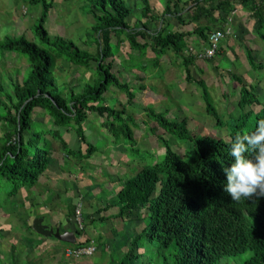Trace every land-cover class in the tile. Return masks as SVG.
Returning <instances> with one entry per match:
<instances>
[{
  "label": "trees",
  "instance_id": "16d2710c",
  "mask_svg": "<svg viewBox=\"0 0 264 264\" xmlns=\"http://www.w3.org/2000/svg\"><path fill=\"white\" fill-rule=\"evenodd\" d=\"M23 1L42 7L33 30L42 47L22 35L6 36L0 42V52L20 54L31 67L21 84L11 83V93L1 91L4 99L0 97V124L6 131L0 144V180L12 185L8 196L13 198L20 189L40 183L51 167L53 153L61 152L65 159L77 162H90L99 148L88 142L82 125L89 115L94 114L104 118L101 125L109 137V145L116 143L119 146L118 142L122 140L123 147L130 148L128 157L132 159L138 155L139 160L132 161L141 163L134 175L124 182L119 179L122 186L115 192L117 213L97 218L101 223L117 219L131 223L147 218L141 232L126 240L127 250L118 264L126 261L138 264L139 260L152 263L145 258L146 252L141 250L140 244H157L159 255L163 249L173 248L172 262L163 255L161 264H227L221 261L248 252L251 254L248 258L232 263L264 264V196L254 194L248 200L237 202L223 190L226 182L223 168L232 162L229 155L232 139L237 133L255 129L256 122L264 119V105L253 84L245 85L241 78L231 74L238 86L236 112L223 121L206 83L193 76L194 70L201 73L196 62L204 60H198L197 55L206 44L208 35L213 31L225 33L224 28L232 23V16L238 11L243 10L253 17L255 31L264 41V0H167L160 17L154 13L149 0H140L139 12L144 22L137 21L141 26L127 23L133 11L124 0H87L86 14L91 15L94 22L91 28L95 37L93 55L76 48L70 40L49 37L44 24L53 7L51 1ZM171 20L176 22V27L192 26V33L173 30L169 24ZM154 24L156 27L152 28ZM192 34L197 36L195 48L189 47ZM121 36L136 55L134 64L129 67L131 70L145 73L149 66L157 68L161 58L172 52L174 60L180 61L184 82L200 89L205 113L213 118L217 127L227 130L226 136L197 135L189 131L186 117L171 121L167 117L170 109L158 112L148 107L143 108L147 120L154 122L179 145L190 144V147L180 155L170 140L159 137L164 149L161 160L140 150L134 130L140 129V125H149L147 121H137L129 115L126 106H132L135 93L145 91L146 87L132 88L112 72L115 54L123 42ZM245 57L252 70L256 66L262 67L256 65L258 62L248 47H245ZM62 58L78 68L89 69L91 63L95 64V79L92 83L85 82L81 93L69 88V96L64 97L57 91L53 72L55 60ZM215 69L221 70L220 65H215ZM226 72L230 75L231 71ZM112 89L114 93L125 95L126 105L110 107L105 104L106 94ZM252 107L260 109L255 111ZM36 109L45 113L50 126L42 127L34 121ZM149 130L154 132L153 128ZM68 136L79 141L77 150L69 147ZM120 150H123L122 145ZM152 157L157 161H151ZM120 159L121 156L118 161ZM116 166L119 167L120 162ZM77 207L78 203L69 205L70 215H76ZM110 207L105 204L103 210ZM74 235L76 247L93 241L82 239L78 229Z\"/></svg>",
  "mask_w": 264,
  "mask_h": 264
},
{
  "label": "rangeland",
  "instance_id": "374dc122",
  "mask_svg": "<svg viewBox=\"0 0 264 264\" xmlns=\"http://www.w3.org/2000/svg\"><path fill=\"white\" fill-rule=\"evenodd\" d=\"M48 1L53 3L48 19L44 24L49 37L52 40L65 38L72 41L76 48L85 50L91 55L95 54V37L91 31L94 22L91 15L86 14L87 0ZM149 1L152 2L154 13L160 17L167 0ZM124 2L133 11V15L127 18V23L131 26H141L137 21L143 20L139 12L140 0H124ZM180 6H183V2ZM41 11L40 4L31 5L23 0H0V42L6 36L18 37L22 35L28 41L42 47L33 32ZM231 21L232 23L230 22L231 24L229 23L224 28L225 37L215 59L196 62L201 73L193 71L195 79H202L206 83L215 108L223 121H226L230 114L236 112L238 94L236 89L238 86L231 74L241 78L245 85L253 84L257 97L264 105V41L259 39L254 28L255 20L249 13H236L232 16ZM169 24L173 26V30L192 33V26L176 27L174 20L169 21ZM155 27V24L152 25V28ZM121 39L123 42L120 43L119 51L115 54L112 72L121 82L128 83L132 88L146 87L145 91L135 93L136 98L133 100L132 106H126L129 115H132L137 121L145 120L149 125L148 127L140 125V129L134 130L140 150L146 151L152 156L156 155V159L161 160L164 156V149L159 143V137L170 140L173 149L180 155L190 147V144L179 145L173 137L165 134L154 122L147 120L143 108L148 107H152L158 112L170 109L167 117L171 121H179L186 117L189 131L197 135L226 136L227 130L217 127L213 118L205 113L204 104L200 101V89L184 82V75L179 69L180 61L174 60L172 52H167L161 58L157 68L149 66L145 73L131 70L129 67L134 64L136 55L130 50L125 37L121 36ZM196 39L197 36L192 34L189 39V47L195 48L194 41ZM112 45L116 47L115 42H112ZM245 47L252 51L258 62L256 65L262 66L260 69L256 66L252 70L248 65ZM148 55L153 57L150 51H148ZM221 59L222 61H220ZM217 64L220 65L221 70L215 69ZM30 70L29 62L24 56L17 53L0 52V97L4 99L1 91L11 93V83L14 81L21 84L27 78ZM227 70L231 71L229 72L230 75L227 74L228 72L225 73ZM53 76L56 79L57 91L62 96L68 97L69 88H73L76 93H81L85 82H93L95 64L91 63V67L85 69L67 63L64 58L57 59L55 60ZM111 91L106 94L105 104L110 107L126 105L127 99L124 94L114 93L115 90L113 89ZM223 93L226 95L223 96ZM252 108L255 111L260 109L259 107ZM33 117L34 121L40 123L42 127L50 126L51 122L47 121V116L40 109L34 111ZM103 120L104 118L100 119L91 114L82 125L88 142L99 148L98 153L94 154L90 162L64 159L63 153H53L48 174H55L56 177L49 176L51 179L47 182L38 183L27 189L29 199L33 197L35 201H39V207L52 211L51 215H44L39 218V220H43L44 225L49 226L53 216L56 222L60 221L62 224V232L64 225L67 224L66 227H69L73 232L78 229L83 235V237L81 236L82 239L95 238V253L90 257L84 256L79 259L67 258L65 257V249L74 247L73 245L59 241L53 236L38 234L33 228L29 232L26 228L24 231L23 220L25 219L28 225H32L33 215L31 213H39L41 208L35 206L36 203L34 202L30 205H24L23 198L20 196L17 197L20 200L17 203V198L8 196L12 185L0 180V228L11 230V233L14 234L7 235V237L0 236V245L4 244V247L0 249V264H118L127 250V244L123 243L134 234L140 233L142 228L146 226L147 218H140V215L139 221L124 222L126 227L123 231H121V224L118 220L112 221L114 224L109 226L97 219L101 216H113L118 211L115 192L120 189L122 184L114 185L112 183L113 174L116 177L119 176V179L124 182L134 175L141 166V163L137 164L136 161H132V159L139 160L136 158L138 155L132 159L128 157L130 148L123 147L122 140L118 143L122 145L123 150H120V145L116 146V143L109 145V137L101 125ZM149 128H153L154 132H151ZM5 131L6 129L0 124V144ZM68 138L69 147L77 150L80 146L79 141L77 139L75 141L74 136H68ZM140 154L142 153L140 152ZM120 156L122 159L118 161ZM156 159L152 157L151 161ZM118 162H120L119 167L116 166ZM46 200L47 202H44ZM77 203L76 211L80 212L79 217L75 214L74 216L70 215L69 205H76ZM105 203L113 205L112 208L107 211L103 210ZM40 215L43 214L40 212ZM90 218L94 220H90ZM80 219L81 223L79 224L78 220ZM112 226L115 227L114 231ZM95 231H98L96 236ZM140 245L141 250L146 252L145 258L152 261L148 264H161L163 255L168 261L172 262L173 260L174 251L171 247L163 249L159 255L156 248L158 247L157 244H154V247L147 244ZM140 253L142 252L140 251ZM250 255L248 252L234 259H224L221 262L233 264L232 261H238L240 263ZM125 264H135V262L126 261ZM138 264L145 263L139 260Z\"/></svg>",
  "mask_w": 264,
  "mask_h": 264
},
{
  "label": "clouds",
  "instance_id": "9594fccd",
  "mask_svg": "<svg viewBox=\"0 0 264 264\" xmlns=\"http://www.w3.org/2000/svg\"><path fill=\"white\" fill-rule=\"evenodd\" d=\"M229 155L232 162L223 168L224 192L237 202L254 194L264 196V119L256 122L253 131L234 135Z\"/></svg>",
  "mask_w": 264,
  "mask_h": 264
},
{
  "label": "crops",
  "instance_id": "0c3cea01",
  "mask_svg": "<svg viewBox=\"0 0 264 264\" xmlns=\"http://www.w3.org/2000/svg\"><path fill=\"white\" fill-rule=\"evenodd\" d=\"M150 3H151V5H152V2L150 1ZM242 12L244 13V11L243 10H241V11H238L237 13L238 14H242ZM236 14V13H235ZM144 22V20H142L140 23L142 24ZM136 98V97H135ZM65 159V158H64ZM70 160H72V159H70ZM106 163V162H105ZM109 165V164H108ZM109 168H112L111 166H109ZM49 170V169H48ZM48 172L49 171H47V175H46V177L39 183V184H41L42 182H47V180H49V179H51L49 176H51V177H56V175L55 174H51V175H49L48 174ZM113 177H114V180L112 181V183L114 184V185H116V184H120V181H119V176L118 177H116L115 176V174H113ZM27 192H28V190L27 189H25V188H22V189H20L19 190V192L17 193V195L15 196V197H13L14 199L15 198H17L18 196H20V197H22L23 198V202H24V205H30V204H32L33 202L34 203H36L35 204V206H40L39 205V201H38V203H37V201H35V199H33V197H30V199L27 197ZM29 193V192H28ZM26 199V200H25ZM17 200V203H19V199L17 198L16 199ZM44 202H47V200L46 201H44ZM44 202H42V203H44ZM41 203V202H40ZM38 204V205H37ZM106 204V206H108V204L107 203H105ZM32 206V205H31ZM109 206H113V205H109ZM39 208H41V207H39ZM112 207H110V208H108V209H111ZM51 210H48V209H45L44 207H42L41 209H40V212H41V214H43V215H40V212L38 213V212H32L31 214L33 215L32 216V221H34L35 219H39V218H42V216H44V215H51V213H52V211L50 212ZM19 213V212H18ZM5 215V214H4ZM10 215V214H9ZM16 216H17V214H15ZM11 216V215H10ZM9 216V219L11 218ZM19 216V215H18ZM26 219H27V217H25ZM12 220H13V218H12ZM52 223L48 226V225H44V223H43V220H40L41 221V224L44 226V227H46L47 229H55V228H58L59 229V233L60 234H62V233H64L65 231H67V232H72V233H74L73 231H71L70 229H69V227H66L67 226V224H65L64 225V230H63V232L61 231V223H60V221H57L56 222V219H54V217L52 216ZM90 220H94L93 218H90ZM118 221H119V224H121L120 226H121V231H123V230H125V225H124V222H122V220L121 219H117ZM115 222V221H114ZM114 222H112V220H108L107 222H106V225L108 224L109 226H111V224H114ZM23 226H24V231H25V228H26V230L29 232L31 229H32V225H28V223L25 221V219L23 220ZM31 226V227H30ZM113 227V231H114V226H112ZM23 231V232H24ZM34 231V230H33ZM35 232V231H34ZM36 233V232H35ZM98 233V231H95V236H96V234ZM1 235H3V236H6L7 237V235L9 236V235H14V234H12L11 233V230H6V229H4V228H0V236ZM17 235H19V233H17ZM20 236V235H19ZM113 237V236H112ZM89 239H91V240H93V241H95V238H93V237H89ZM113 241H114V239H113ZM113 244H114V242H113ZM117 244V243H116ZM123 244H125V242L123 243ZM2 247H4V244H1L0 245V249L2 248ZM10 248V247H9ZM122 249V248H121ZM27 261V260H26Z\"/></svg>",
  "mask_w": 264,
  "mask_h": 264
},
{
  "label": "built area",
  "instance_id": "2783aa9c",
  "mask_svg": "<svg viewBox=\"0 0 264 264\" xmlns=\"http://www.w3.org/2000/svg\"><path fill=\"white\" fill-rule=\"evenodd\" d=\"M225 35L221 31H213L208 35L206 44L203 46L201 51L198 53V60H207L215 57L217 51L219 50L220 43L224 39ZM76 216H80V212L76 211ZM79 219V218H78ZM79 224L81 223V219L78 220ZM81 228V226H80ZM74 246V245H73ZM96 251L94 247L93 241H91L88 245L85 246H74L68 247L65 249V257L79 259L81 257H90Z\"/></svg>",
  "mask_w": 264,
  "mask_h": 264
},
{
  "label": "water",
  "instance_id": "95a60500",
  "mask_svg": "<svg viewBox=\"0 0 264 264\" xmlns=\"http://www.w3.org/2000/svg\"><path fill=\"white\" fill-rule=\"evenodd\" d=\"M32 228L38 234L45 235V236H53L56 239H58L59 241H62V242L67 243L69 245H74L75 240H76L74 233L65 231L64 233L60 234L58 228L47 229L46 227H44L41 224V221L39 219H35L32 222Z\"/></svg>",
  "mask_w": 264,
  "mask_h": 264
}]
</instances>
